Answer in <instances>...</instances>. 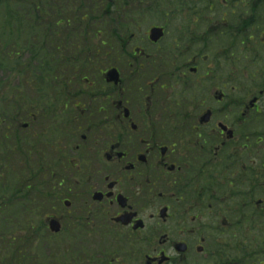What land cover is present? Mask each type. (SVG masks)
Segmentation results:
<instances>
[{"label":"flooded vegetation","instance_id":"af4514ba","mask_svg":"<svg viewBox=\"0 0 264 264\" xmlns=\"http://www.w3.org/2000/svg\"><path fill=\"white\" fill-rule=\"evenodd\" d=\"M162 12L142 44L120 41L119 86L65 52L48 116L27 112L45 131L17 132L14 150L59 170L45 201L75 204L67 215L111 243L114 255L80 264H264V0Z\"/></svg>","mask_w":264,"mask_h":264},{"label":"rangeland","instance_id":"374dc122","mask_svg":"<svg viewBox=\"0 0 264 264\" xmlns=\"http://www.w3.org/2000/svg\"><path fill=\"white\" fill-rule=\"evenodd\" d=\"M47 1L50 11L48 10V15L43 21L48 23H52L55 17L51 11L55 6L58 9L65 6L75 7V0ZM115 1L118 2L116 8L112 7L109 0L108 3L111 6L102 4L106 8L107 19L102 20L101 25H97L101 27L99 30L103 36L99 35L96 40L92 41L88 39L87 41L90 42L88 49L91 52L104 51L103 55L99 56L104 62L106 61V51L115 53L114 65L128 74V68L124 62L126 57L121 54L119 38L116 37L126 31L129 35L136 36L135 43L142 44L149 27L155 23H163L162 10L166 8L170 0ZM10 11H13L15 15L17 13L22 15L24 12L14 9L12 6ZM133 19V24H129ZM135 19L141 23H135ZM8 21H6L7 24H10L11 22ZM3 23V17L0 15V27ZM26 24H30V21H26ZM97 25H94L92 29L96 31ZM1 32L0 29V34ZM1 36L3 35H0V38ZM101 41L105 45L100 46ZM1 46L3 47V42H0V50ZM28 46L27 38L21 43L15 58L24 65L31 60L32 56ZM112 59V57L109 58V61L111 62ZM108 67L106 65L104 69ZM9 71L0 65V78L9 81L14 86L20 84L23 77L16 75L15 77ZM60 74L61 72L57 73V75ZM90 79H94L96 83L100 82L98 74H95L94 77L90 76ZM54 96L56 93L52 91L50 101L55 98ZM32 97L34 96L32 95ZM30 98L31 92L27 91L25 99L28 101ZM36 98L37 96L34 99L37 100ZM36 108H33L32 112L41 114L39 106ZM32 131L42 132L38 126ZM13 143L14 141L10 142L11 146L7 155L0 159V264H12V262L15 264H80L87 260L108 259L114 255L111 243L91 235V232L83 231L84 227L74 220V216L67 215L68 209L63 206L59 198H53L51 202H46L43 198L44 192L47 190L43 184H48L51 180H49L50 173H52L53 180L55 176L57 178L60 176V171H40L37 168H30V165L28 168H21L22 163L29 164L27 162L28 154L24 151L17 155ZM29 206L38 207L33 211L32 216H29L27 209ZM71 210L76 211L77 206L73 204ZM54 214L62 217L63 231L59 235H53L48 229V217ZM17 248L20 250H16ZM23 255H27L29 258Z\"/></svg>","mask_w":264,"mask_h":264},{"label":"trees","instance_id":"16d2710c","mask_svg":"<svg viewBox=\"0 0 264 264\" xmlns=\"http://www.w3.org/2000/svg\"><path fill=\"white\" fill-rule=\"evenodd\" d=\"M102 4L109 5L108 0H75V7L72 8L65 6L58 9L55 6L51 10L55 17L52 23H48L43 21L48 15V10L50 11L47 0H0V15L4 20L0 27L2 30L0 35H3L0 38V42H3L0 50V65L3 69L10 70V74H13L14 70L23 69L22 75L26 77L23 86L19 88L0 78V102L2 104L0 107V149L4 156L11 146V132L14 130L16 119L22 117L27 108L24 102H21L25 100L23 90L36 88L42 95H45L48 90L53 89L51 85L55 84V78L59 79L57 73L61 72V65L64 66L65 62L73 61V58L66 57L67 60H63L61 57L60 52L63 45L73 47L74 51L78 47L81 48V52L75 58L78 62L75 67L80 65L85 70L91 67V60H101L99 56H89L90 53H87L85 49L90 43L88 39L92 41L96 40L99 35L103 36L99 30L101 27L98 25H101L102 20L107 19V12ZM11 6L24 11L23 14L15 15L13 11H10ZM6 21L11 23L7 24ZM26 21H30V24H26ZM94 25H97L96 31L92 29ZM122 37L119 36V39ZM27 38L28 49L32 52V56L31 60L24 65L15 58L21 43ZM7 88L9 90H6ZM17 99L20 102L14 106L12 102ZM54 123L62 128L60 121H54ZM37 209L38 207L34 208V210ZM6 244L9 245L8 242ZM23 256L29 258L27 255Z\"/></svg>","mask_w":264,"mask_h":264},{"label":"water","instance_id":"95a60500","mask_svg":"<svg viewBox=\"0 0 264 264\" xmlns=\"http://www.w3.org/2000/svg\"><path fill=\"white\" fill-rule=\"evenodd\" d=\"M163 33L161 32V30L158 29H154L152 30V40L153 41H157L162 37ZM108 81L109 82H115L116 84H118L119 82V73L117 69H112L111 71L108 72ZM50 229L52 232L54 233H58L61 230V226L57 221H52L50 223Z\"/></svg>","mask_w":264,"mask_h":264}]
</instances>
